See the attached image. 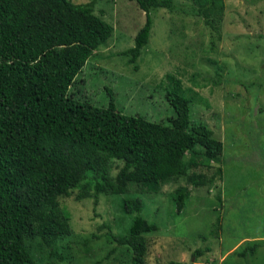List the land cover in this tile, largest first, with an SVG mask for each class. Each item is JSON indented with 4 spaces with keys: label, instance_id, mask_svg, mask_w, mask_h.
I'll list each match as a JSON object with an SVG mask.
<instances>
[{
    "label": "rangeland",
    "instance_id": "obj_1",
    "mask_svg": "<svg viewBox=\"0 0 264 264\" xmlns=\"http://www.w3.org/2000/svg\"><path fill=\"white\" fill-rule=\"evenodd\" d=\"M172 1L173 11H151L149 42L129 63L123 52L133 47L145 13L129 0H96L94 13L114 30L69 94L98 108L112 102L125 116L168 125L175 116L166 99V75H172L194 99L191 120L206 124L222 142L220 163L200 170L207 186L192 187L179 178L157 195L130 183L124 195L95 199L101 178L88 172L70 197L60 199L72 234L51 245L27 241L35 264H129L131 250L108 238L110 230L124 235L129 227L130 217L120 208L124 198L141 199L142 216L158 228L145 235V264H264L263 248L254 257L234 254L246 241L264 239V0H223L208 25L192 12L195 0ZM121 167L120 161L110 162L112 179ZM218 168L220 176L214 174ZM180 187L191 194L177 212L172 194ZM82 193L90 197L78 199ZM196 251L201 254L194 256Z\"/></svg>",
    "mask_w": 264,
    "mask_h": 264
},
{
    "label": "trees",
    "instance_id": "obj_2",
    "mask_svg": "<svg viewBox=\"0 0 264 264\" xmlns=\"http://www.w3.org/2000/svg\"><path fill=\"white\" fill-rule=\"evenodd\" d=\"M129 1L145 13L133 47L123 52L135 63L149 42L151 11L175 6L172 0ZM195 2L192 12L207 25L211 12L224 8L223 0ZM95 3L0 0V264H35L28 240L51 245L72 234L70 214L60 199L70 197L88 172L101 178L95 199L124 195L130 183L157 195L179 178L192 187L207 186L209 179L200 170L220 163L222 142L206 124L191 120L194 99L172 75H166V99L175 116L168 125L125 116L112 102L98 108L69 94L75 77L114 30L94 13ZM112 160L122 162L114 179ZM190 194L188 187L174 191L177 212ZM120 208L130 217L129 227L124 235L110 230L108 238L131 250L129 264H145V235L158 228L142 216L141 199L124 198ZM260 248L264 239H254L234 254L254 257Z\"/></svg>",
    "mask_w": 264,
    "mask_h": 264
}]
</instances>
